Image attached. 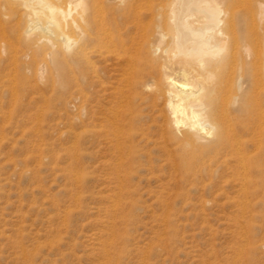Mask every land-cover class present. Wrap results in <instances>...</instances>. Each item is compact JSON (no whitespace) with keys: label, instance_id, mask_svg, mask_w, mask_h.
<instances>
[{"label":"rangeland","instance_id":"374dc122","mask_svg":"<svg viewBox=\"0 0 264 264\" xmlns=\"http://www.w3.org/2000/svg\"><path fill=\"white\" fill-rule=\"evenodd\" d=\"M85 1L93 6L87 13L105 14L111 21L108 32L125 40L141 35L142 26L152 31L163 23L170 4ZM38 78L32 70L27 73L20 110L11 104L3 124L0 264H264L260 162L249 164L247 198L239 188L241 177L223 164L189 167L151 144L138 145L137 158L123 176L112 147L91 139L89 131L99 128L71 127L79 111L54 99L61 78L54 75V83ZM79 97L77 106L84 104ZM109 103L108 98L93 102L105 114ZM144 118L136 126L155 131L160 118L157 123Z\"/></svg>","mask_w":264,"mask_h":264},{"label":"bare ground","instance_id":"6f19581e","mask_svg":"<svg viewBox=\"0 0 264 264\" xmlns=\"http://www.w3.org/2000/svg\"><path fill=\"white\" fill-rule=\"evenodd\" d=\"M169 2L163 23L125 40L108 32L105 14L87 13L85 0H0V156L7 110H20L32 70L45 82L61 78L54 99L79 111L71 127L99 128L91 139L112 147L119 174L140 143L151 144L189 167L223 164L247 198L249 164L264 168V0ZM101 98L107 114L95 110ZM148 115L160 118L155 131L135 124Z\"/></svg>","mask_w":264,"mask_h":264}]
</instances>
